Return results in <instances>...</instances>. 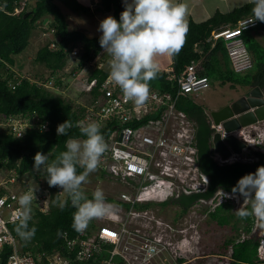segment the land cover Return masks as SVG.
I'll use <instances>...</instances> for the list:
<instances>
[{"label":"built area","instance_id":"1","mask_svg":"<svg viewBox=\"0 0 264 264\" xmlns=\"http://www.w3.org/2000/svg\"><path fill=\"white\" fill-rule=\"evenodd\" d=\"M28 1L21 0L13 14H21ZM252 18L253 15L239 21L235 27L213 31L207 40L195 47L200 59L186 65L180 74L171 63L164 70L170 89L176 88V92H163L149 85L150 97L142 105L128 100L121 89L109 80L107 61L110 57L104 51L78 67L74 71V79L80 83L81 89L89 94L98 90L100 94L89 112L98 114L96 122L101 126L114 123V131L106 142L108 150L102 156L99 167H106L111 177L125 184L126 189L117 197L104 194L113 210L103 218L91 220L85 231L77 232L74 238L65 232L63 252L34 253L25 250L24 243L10 227L16 223L18 198L30 188H38L32 208L48 214L54 193L48 184L45 186L43 176L37 172L19 175L16 169H5L0 173V192L4 191L0 197V253L6 247L11 249L6 264H185L178 258L174 261L168 258L178 253L173 240L178 237L183 241L182 253H193L191 242L185 236L187 231L173 226H184L187 223L186 214L174 216L171 221L159 215L164 214L162 208L172 205L183 194L205 193L209 178L199 167L196 123L180 108V103L211 86L210 78L204 75L203 62L220 42L235 73L244 74L253 68L243 37L244 31L260 25V21L248 24ZM207 46H210L209 52L204 53ZM81 53L79 48H74L71 53V58H76L75 67L79 66ZM97 71L107 74V77L103 81L94 77ZM50 84L56 86L54 80L45 86L48 88ZM204 111L214 130L212 138L216 133L225 134L221 124H214L212 112ZM85 120L89 122L90 117ZM263 124L258 122L236 133L250 146V150H257L256 147L263 144L264 132L260 129ZM47 125L36 115H0V133L6 132L17 139L23 138L33 128L42 131ZM253 131L256 136L252 135ZM212 152L220 165L246 162L248 153L243 151L239 155L232 152L230 157L224 158L214 151V147ZM56 189V194L63 199L65 193L59 187ZM88 198L91 199L92 195ZM225 201L221 200L216 206ZM259 251L264 259V251Z\"/></svg>","mask_w":264,"mask_h":264},{"label":"trees","instance_id":"2","mask_svg":"<svg viewBox=\"0 0 264 264\" xmlns=\"http://www.w3.org/2000/svg\"><path fill=\"white\" fill-rule=\"evenodd\" d=\"M20 1L0 0V115L6 117L36 115L42 123H48L44 130L33 128L20 139L6 132L0 133V171L16 169L18 174L22 175L33 171L34 156L37 152L49 154L50 161L55 159L60 152L65 150V141L68 138H84L77 125L81 122L87 124L98 119L96 112H89L85 107L80 106L76 108L77 110H73L72 104L67 101L64 94L57 96L45 85L54 80L57 87H62L63 77L60 73L68 65L74 48H79L82 53L79 66L73 68V71L93 60L103 52V49L99 44L100 36L90 38L81 31L70 30L67 17L61 7L63 5L76 13L82 12L84 15H89L90 8L88 6H83L77 0H29L26 10L22 14L13 15ZM101 2L103 7L97 10L102 13L112 12L113 16L119 20L120 14L124 10L123 0H102ZM253 7L254 5L249 3L229 14L217 13L204 23L191 22L186 42L179 53L172 56L171 61L176 72L180 74L186 65L200 59L201 56L195 52V47L207 40L213 31L235 27L239 21L253 15L251 11ZM44 24L49 26L53 38L38 50L34 63L47 69L49 74L40 73L35 74L34 79L27 78L22 74L23 72H19L23 71V67H18L16 58L29 46L33 32L36 29H42ZM250 31L264 32V23L260 22L259 26ZM243 37L253 62V68L244 74L235 73L232 68L231 70L229 68L230 60L221 42L210 53H208L210 46H207L204 50V53H208L203 62L204 75L208 76L211 82L219 80L222 85L232 82L251 88L264 87V48L256 39L245 36L244 33ZM53 45L54 47H52ZM219 54L222 56L224 69L220 63ZM166 76L165 70L159 71L157 77L151 80L149 85L155 86L160 91H171L174 94L176 88L170 89L171 85L166 81ZM94 77H99L103 81L107 74L97 71L94 72ZM236 77L238 79H235ZM91 95L94 103L100 94L96 90ZM180 108L196 123L199 167L201 172L209 178V187L205 193L183 194L172 203L178 208L179 215H184L198 202L212 199L220 189L232 192V188L241 177L248 173H254L259 166L264 165V154L258 153V161L255 163L237 161L220 165L213 157L211 138L214 130L211 128L204 108L193 103L192 97L182 100ZM86 117H90L89 122L85 120ZM66 120L71 121L73 127L68 130L67 136H58L57 126ZM113 124L101 126L105 142L114 131ZM80 171L83 170L78 168V172ZM39 174L46 178L45 172L41 171ZM51 189L54 194L50 212L44 214L37 208H32L29 227L35 226L37 231L30 241L26 242L16 234L14 230L16 223L10 226L14 235L24 243L25 250L49 254L56 250L63 252L66 243L63 234L67 232L70 238L77 235V231L72 227L73 214L76 209L72 206L70 199L63 200L56 194V187H51ZM3 193L4 191H1L0 195ZM86 196L88 197V195ZM65 200L67 203L61 207ZM231 210V204L222 203L209 215L212 220L217 221L218 225L223 227L229 225L232 218L236 217ZM242 220L245 221V224L241 228L239 220L234 222V227H237L235 230L241 229L249 234L253 228L254 217ZM234 242V239H229L225 245L228 247ZM259 247L260 240L256 241L254 238H247L243 242L235 244L230 264H264V260H261L258 255ZM10 254L11 249L6 247L0 253V264H6ZM179 262L185 261L180 259Z\"/></svg>","mask_w":264,"mask_h":264},{"label":"clouds","instance_id":"3","mask_svg":"<svg viewBox=\"0 0 264 264\" xmlns=\"http://www.w3.org/2000/svg\"><path fill=\"white\" fill-rule=\"evenodd\" d=\"M248 2L254 5L251 9L253 18L248 24L255 21L264 23V0ZM123 3L124 10L119 20L109 15L100 21L98 31L102 35L99 44L110 57L107 61L109 80L121 89L128 100L142 105L150 97L149 82L160 71L157 58L178 54L186 42L189 9L183 0H123ZM77 126L84 138H68L65 150L51 161L49 154L37 152L31 173L45 172L48 186L62 189L61 192L66 194L76 209L72 227L77 232H83L91 220L103 218L113 209L106 202L102 189L97 188L91 199L82 190V185L98 169L102 156L108 150L101 133V124L92 121L87 124L81 122ZM72 127L71 121H64L57 126V135L67 136ZM78 168L83 171L78 172ZM37 191L38 188H30L18 198L19 209L14 230L26 242L37 231L35 226L29 227ZM217 193L222 199L239 201L242 198L241 206L234 211L236 215L241 219L254 217L259 228L264 230V165L259 166L254 173L241 177L231 194L224 193L222 189ZM66 203L67 200L61 207Z\"/></svg>","mask_w":264,"mask_h":264},{"label":"rangeland","instance_id":"4","mask_svg":"<svg viewBox=\"0 0 264 264\" xmlns=\"http://www.w3.org/2000/svg\"><path fill=\"white\" fill-rule=\"evenodd\" d=\"M78 1L84 6L86 5L84 2H86L87 0ZM129 2H131V0H129ZM61 7L62 11L67 17V21L70 25V30L87 33V36L89 37H97L102 35V33L98 31L99 23L109 15H107L106 13H102L98 15L99 17L93 20L88 17L91 13L92 16H97V9L103 7L102 2L93 5L92 10L90 9L89 15H84L82 12L76 13L63 5H61ZM81 16L82 18H86L82 20L80 18ZM48 20L50 19L48 18ZM43 28V30L39 28L38 30L36 29L33 32L29 46L21 55L16 58L18 67H23V71H18L23 72L22 74H24V76L27 78L34 79L35 74L40 73H44V75L49 74L47 69L34 63V59L38 50L43 47L49 39L53 38V34L49 31V26L47 24H44ZM244 35L253 38L252 31L250 30L245 31ZM260 44L264 48V39L263 43ZM166 57L167 56H162L158 57L157 59L162 64L165 62ZM75 59L76 58L74 56L73 58H70V60L68 61V65L60 73L61 77H63L62 87L59 88L57 86H54V84H50L48 89L53 91L57 96H61L64 94V97L67 99V101L72 104L71 106L73 110L80 106L85 107L86 109H90V107L94 104L92 95L83 91L79 85L80 83H78L74 79L73 68H75L76 66ZM228 64L231 70L232 67L230 63ZM162 70L164 69L160 65V71ZM235 79H238V77H236ZM246 93L247 91L240 84L228 82L225 85H222L219 80H213L209 88L204 89L197 94H193L192 97L198 105L202 106L209 112H213L233 103L240 97L246 95ZM43 181L45 186L47 187V182L45 181L44 177ZM97 188L102 189L104 194L110 195L112 197H117L123 190L126 189V186L125 184L121 182L119 183L117 182V180H114L107 172L106 167H98L95 172L90 174V176L88 177V182L82 185V190L86 195H92L94 190H96ZM62 197L63 200L67 198L66 194H64ZM221 200H228L231 202L232 213H235L234 211L241 206L240 200L238 201L237 199H233L232 201L230 200V198L222 199L221 195L216 194L214 201H204L203 203H200L199 206L191 208V213L186 214V216L184 217L187 220V223H185L184 226H178L176 224H173V226L178 229H185L187 231L185 236L191 242L190 248H193V253H186V255H184L181 251L184 248L183 241H181V238L179 239V237L174 238L173 240L175 241V248H177L178 253L177 255H170V257L168 258L169 260L174 261L176 260V258H178V260L183 259L185 261V264H229V260L231 259V252L228 251V248L226 250L222 249L221 244L224 243L225 240H229L232 238H236L240 241L244 238L251 237L252 234H248L244 230H235L237 228L234 227V222H236V220L233 218L231 220L232 222L229 225H225L223 227L218 225L217 221L211 219L209 213L214 212L213 210L216 208V204L221 202ZM194 209H197L199 211L197 212ZM177 210V207L168 205L162 208L161 211L164 212V214L159 215V217H165L167 221H171L174 216L176 217L177 215H179V211ZM243 225L244 223H239L240 228ZM167 231L170 233L168 228ZM259 235H261V231Z\"/></svg>","mask_w":264,"mask_h":264},{"label":"water","instance_id":"5","mask_svg":"<svg viewBox=\"0 0 264 264\" xmlns=\"http://www.w3.org/2000/svg\"><path fill=\"white\" fill-rule=\"evenodd\" d=\"M211 116L214 124H221L225 133H216L211 139V147L224 158L230 157L232 152L240 155L246 144L236 133L242 128L264 122V91L254 87L231 105L213 111Z\"/></svg>","mask_w":264,"mask_h":264},{"label":"crops","instance_id":"6","mask_svg":"<svg viewBox=\"0 0 264 264\" xmlns=\"http://www.w3.org/2000/svg\"><path fill=\"white\" fill-rule=\"evenodd\" d=\"M101 1L102 0H87L86 2H84L86 4L84 6L86 7L88 6L92 10V6L95 4L101 3ZM183 2H185L188 5V9H189L188 16H187L188 25H190L191 22H195V23L207 22L217 13H221L224 15L229 14L233 12L235 9L241 8L249 4L248 0H183ZM100 14H102V12L98 11L97 16L96 15L92 16V13H91L88 17L91 18V20H93L99 17L98 15ZM106 14L113 15L112 12L106 13ZM80 18L83 20L86 17L82 18L81 16ZM85 34L87 35V33ZM252 37L256 39L257 42L263 43L264 32L262 31L258 33L252 32ZM90 38H93V37H90ZM219 57L221 60L220 63L222 64V67L224 69L225 66L223 64L222 56H220V54H219ZM171 60H172V56H167L165 58L164 63L161 64L159 60H158V63L161 65V67H163V69H166L172 63Z\"/></svg>","mask_w":264,"mask_h":264},{"label":"flooded vegetation","instance_id":"7","mask_svg":"<svg viewBox=\"0 0 264 264\" xmlns=\"http://www.w3.org/2000/svg\"><path fill=\"white\" fill-rule=\"evenodd\" d=\"M244 88H245V90L247 91V93H246V95L248 94V92L252 89L251 87H248V86H243ZM254 88V87H253ZM262 90L264 91V87L262 88ZM245 96V95H244ZM232 104V103H231ZM231 104H229V105H231ZM228 106V105H227ZM225 107V106H224ZM261 128V131H263L264 132V124L263 125H261L260 126ZM252 135H254V136H256L257 134H256V132L255 131H253V134ZM245 144H246V149L245 150H243L244 152H248V153H246V162H249V163H255V162H257L258 161V153H262V154H264V142H263V144H261V145H258L256 148H257V150H255V149H251L250 150V146L246 143V142H244ZM247 148H249V149H247ZM243 152V153H244ZM217 162V161H216ZM224 193H227V194H231V192L230 191H223ZM216 194H218L219 195V193H217L216 192ZM216 194H215V196H213V198L212 199H210V200H213V199H215V197H216ZM230 200H232L233 201V199H230ZM203 201H209V200H203ZM240 202H241V204H242V198L240 199ZM201 203V201L200 202H198L196 205H193L192 206V208L193 207H195V206H199V204ZM225 203H229V204H231V202L230 201H228V200H226L225 201ZM218 206H220V205H217L216 206V208L218 207ZM194 210H196L197 212L199 211V210H197V209H194ZM215 210V209H214ZM213 210V211H214ZM177 211H179V210H177ZM235 214V213H234ZM235 220H239L240 222L239 223H244L245 224V221L244 220H242L241 218H239L236 214H235ZM253 228H252V231L250 232V234H252V236L251 237H248L249 239H252V238H254L256 241L257 240H260V247H259V250L261 249V250H263L264 251V243H262V242H264V230H261L260 228H259V226H258V223H257V221H256V219L254 218V224H253V226H252ZM241 230V229H240ZM260 231H261V235H259V233H260ZM262 231H263V233H262ZM232 239H234L235 240V242L233 243V244H230L228 247H226V242L228 241V240H225V242L224 243H222L221 244V247H222V249H229L228 251H230L231 252V255L233 254V251H234V246H235V244H237V243H239V242H243L245 239H247V238H244V239H242V240H237L236 238H232ZM258 250V251H259ZM259 257H260V251H259ZM260 259L261 260H264V259H262L261 257H260ZM230 262H231V259L229 260V264H230Z\"/></svg>","mask_w":264,"mask_h":264}]
</instances>
